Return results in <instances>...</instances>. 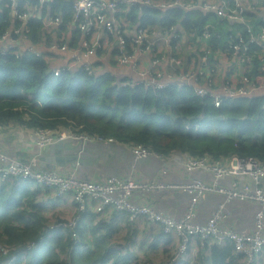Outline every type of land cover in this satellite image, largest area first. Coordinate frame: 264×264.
I'll return each instance as SVG.
<instances>
[{"label":"trees","instance_id":"obj_1","mask_svg":"<svg viewBox=\"0 0 264 264\" xmlns=\"http://www.w3.org/2000/svg\"><path fill=\"white\" fill-rule=\"evenodd\" d=\"M24 1L20 0V10ZM46 13L67 22L74 9L68 0H50L43 16ZM216 15L179 7L143 11L133 7L128 13L130 21L140 27L179 22L195 35H202L207 23L217 24L210 22L218 19ZM43 21L44 17L30 19L34 37L44 27ZM11 24H18L11 3H0V34ZM251 24L257 32L264 20L251 19ZM234 25L237 28L243 24L229 27ZM238 33L247 35L245 29ZM238 33H228L227 42ZM220 42L213 38L215 48L221 45L228 50L227 42L226 48ZM251 48L252 67L246 74L252 79L264 64V50L255 45ZM71 123L82 126L80 133L111 137L127 145L143 144L166 159L173 153L223 160L234 155L264 158V95L234 97L215 108L209 98L196 95L188 86L171 85L161 91L143 84L124 86L110 73H88L84 66L64 67L55 73L43 58L0 56V124L8 130L13 125L33 130L67 129ZM40 187L30 180H0V244L17 249L16 264H141L144 256L134 255L130 243L146 250L170 243L162 228L142 218L131 222L126 212L130 228H139L141 233L130 231L125 241L116 243L113 237L122 238V227L110 234L114 219L96 222L97 217L88 210L82 214L79 241L74 245L69 233L61 228L46 232L47 219L36 201ZM32 241L35 245L27 249ZM210 253L205 264L232 262L231 247L213 246Z\"/></svg>","mask_w":264,"mask_h":264},{"label":"built area","instance_id":"obj_2","mask_svg":"<svg viewBox=\"0 0 264 264\" xmlns=\"http://www.w3.org/2000/svg\"><path fill=\"white\" fill-rule=\"evenodd\" d=\"M9 1L12 5L14 17L18 24H11L0 34V56L12 57L17 60L27 57L43 58L40 52L32 47L26 46L21 49L20 44H28V40L34 37L32 28L28 23L31 18L36 17L38 8L50 0H38L36 4L30 0L24 1V9L20 10V0H0V3ZM74 9L73 23L84 35L85 41L81 44L88 51L85 56L94 52L87 36L104 30L107 39L103 45H107L110 37L116 38L117 53L114 60L119 65L131 64L135 70L141 68L142 60L149 57L151 67L140 70L139 81L135 84H143L154 90H164L171 85L178 87L188 86L193 89L196 95L209 98L215 108L222 106L225 100L246 96L249 94L253 81L244 73L237 85L225 79L222 90L215 88L216 69L208 67L205 63L209 60V51L201 48L198 52L200 61L195 63L197 69L191 67L184 71L179 79L170 72L159 68L162 62H169L172 67H183L182 59L175 53L165 52V47H171L175 39H180V30L176 24L164 26L140 27L132 23L128 13L133 7L140 11L147 8L161 10L172 8H183L184 10L200 9L203 11L216 12L225 20H236L243 24L247 35L244 37L238 33L235 37L229 38L226 52L227 61H240L251 64V46L264 50V26L256 32L251 24L257 13L254 5L248 4L245 0H167L159 2L156 0H68ZM243 1L245 4H243ZM263 10H264V0ZM264 20V16L262 18ZM63 24L62 17L47 15L43 25L45 29H54ZM135 26V29H134ZM96 28V30L94 29ZM210 28H204L203 35L207 36ZM63 42V43H62ZM48 48L67 51L69 43L64 38H58L56 42H48ZM26 52V53H25ZM91 52V53H90ZM194 64V65H195ZM84 68L88 73H93L94 68L86 63ZM143 67V66H142ZM171 67V68H172ZM62 69V68H61ZM58 72V71H57ZM264 72V67H261ZM165 78L168 80L166 81ZM255 85V84H254ZM264 89V82L261 83ZM0 124V145L6 142L10 136L11 129ZM82 126L71 123L67 129H42L36 128L30 133L32 143L23 148L24 157H19L5 151L0 146V180H30L35 185L51 189L56 198L62 199L67 194H73L76 204V215L69 220L50 223L45 227L46 232L58 228L68 232L74 245L79 241L78 228L82 214L90 208L96 210L108 218V213L116 210L119 213H127L131 222L140 218L148 221L151 225L162 228L165 239L170 240L169 246L177 248L176 254L167 262H150L143 259L141 264H202L203 258L210 257V250L213 246L219 248L231 247L232 261L234 264H264V158L254 156L234 155L227 160L212 159L205 155L202 157L188 156L185 159L184 167L187 172L197 170L209 172L213 175V182L194 179L182 184H148L135 179L134 176L108 177L102 183L82 179L77 174V167L81 165L83 149L77 152L75 168L69 173L61 174L58 171L48 170L40 167V161L44 151L52 144L64 139H82L84 145L93 142H113V138H104L100 135H88L80 133ZM13 130V129H12ZM131 151L138 159H146L150 156H159L152 149L143 144H131ZM84 148V147H83ZM168 172L166 165L164 173ZM225 177H232L230 186L222 185L220 182ZM243 179V180H241ZM177 190L188 195L189 200L186 211L181 217L165 214L148 205L135 204L130 201L133 192L137 190L153 189ZM207 194L221 195L223 202L219 203L211 211L208 221L201 223L197 221L200 200ZM234 201L252 203L257 206L254 213L253 227L249 232H240L232 226H226L232 212L228 205ZM43 238H41L42 240ZM35 242L26 246L31 249ZM17 249L9 248L0 244V264H16L18 261ZM184 257L183 260L181 258Z\"/></svg>","mask_w":264,"mask_h":264},{"label":"crops","instance_id":"obj_3","mask_svg":"<svg viewBox=\"0 0 264 264\" xmlns=\"http://www.w3.org/2000/svg\"><path fill=\"white\" fill-rule=\"evenodd\" d=\"M159 2H165L167 0H156ZM200 1V0H197ZM217 1V0H216ZM248 4L254 5L257 8V13L255 14L254 19H262L264 16L263 2L262 0H245ZM69 2V1H68ZM220 3V0H218ZM48 4V3H46ZM45 4V5H46ZM243 4L245 2L243 1ZM45 5H42L38 8L36 12V17H46L50 15L48 13L43 16V9ZM200 10V9H199ZM188 12L193 10H186ZM203 11V10H201ZM214 15L216 12L204 11ZM217 14V13H216ZM219 16L218 14L216 15ZM61 17V16H59ZM221 22H227L228 27L225 30H219L217 24L207 23L206 28H210L207 36L195 35L193 31L188 32L184 26L181 24H176L178 31L180 30L181 38L175 39L171 43V47H165V52H173L179 56L183 61V67H172L169 65V62H162L159 65V68L165 72H170L175 76V79H179V76L186 70L193 67L194 69L198 68V63L200 57L198 52L201 48L209 51V60L205 63L208 67H213L216 69L217 73L215 75L216 85L215 88L222 90V85L225 82V79L237 85L241 76L249 71L252 65L246 62L240 61H227L226 51L221 45L215 48L213 38L219 39L221 44L225 47L227 42L228 33L233 32H243L245 27L244 25L237 27L234 25V28H230V25L235 23L241 24L236 20H225L222 17H218ZM204 27V28H205ZM135 29V26H134ZM83 34L79 31L77 26L73 23V16L68 17L67 22L59 27H55L53 30L45 27L42 28L41 32L35 37L28 40V44H20L21 49L26 46L32 47L36 52H40L43 56V59L49 63V67L55 73H59L61 68L68 67L75 69L79 64L84 65L86 63L90 64L94 68V73L103 74L110 73L117 82L123 83V85L137 83L139 81V72L141 69L150 68V58L145 56L142 60L141 68L137 70L134 67L129 65H119L114 60L115 47H116V38L110 37L107 45H103L104 41L107 39L105 31L102 29L100 32L89 37V42L95 51L92 55L88 57L82 54V51L85 50L81 44L85 41ZM58 38H64L65 41L69 43V49L67 51H61L59 49H49L47 46L48 42H56ZM88 39V37L86 38ZM63 43V42H62ZM219 43V44H220ZM226 48V47H225ZM26 53V52H25ZM195 64V65H194ZM172 67V68H171ZM264 67V64L261 66ZM58 71V72H57ZM236 72L237 74L234 78H231L230 72ZM167 81L168 79L165 78ZM252 83L248 85L250 87L249 94L246 96H256L264 95V89L262 88L261 83L264 82V72L257 73L252 78ZM255 84V85H254ZM33 130H25L19 126L13 125V130L10 133V136H7L6 142L0 145L5 151H8L11 154H14L19 157H24L23 148L26 144L32 143L29 136ZM82 148L84 151L81 157V165L77 167V174L79 177L85 180H90L96 183L104 182L108 177L111 176H134L135 179H139L145 184H182L189 182L194 179L204 180L206 182H213V175L209 172L197 170L193 172H187L184 167V162L186 157L182 156L180 153H173L169 158H163L161 156H150L146 159L136 158L132 151L130 145L120 143L117 140L113 142H93L84 145ZM78 146L76 144H68L64 146L60 151L62 157L68 156L69 154L77 151ZM49 155L48 152L44 153L41 161ZM76 159L72 164H56L59 167L58 169H52L46 167L45 169L58 171L61 174L69 173L75 168ZM168 167V172L164 173L165 167ZM41 167V166H40ZM42 168V167H41ZM234 178L225 177L221 180V184L225 186H230ZM243 180V179H241ZM41 192V193H40ZM189 197L187 194L180 191H173L171 189H153V190H137L132 193L130 201L135 204L148 205L164 212L165 214H171L176 217H181L186 211ZM224 197L221 195L207 194L205 195L199 203L198 206V218L197 221L205 223L209 219L211 211L219 203L223 202ZM36 201L41 205V210L45 214L47 219L46 225L54 222H59L61 220H69L76 215V204L73 198V194H67L62 199H57L52 190L40 187L39 193L36 194ZM257 206L252 203L234 201L228 205V210L232 212L231 218L225 222L226 226H232L234 229L240 232H249L253 227L254 213ZM90 214L93 215L97 220H101L103 215L93 208H90ZM107 217L114 219L115 224L111 223L109 226L114 228L110 234H114L119 227H122V238L114 236L113 239L116 243H120L119 240H126L128 234L131 232H141L138 229L130 228L127 221V215L124 213H119L116 210H112L108 213ZM129 216V215H128ZM84 225V223H82ZM89 227V226H88ZM118 228V229H117ZM127 233V234H126ZM126 236L124 237V235ZM87 235L92 238L91 232H87ZM129 249L134 255L144 256L145 260L150 262L169 261L177 252V248L170 247L168 244L158 246L153 250H146V248H141L139 245L134 243L129 244ZM203 258L202 264H205ZM264 259V258H262ZM232 261V260H230ZM234 264L233 261L230 262Z\"/></svg>","mask_w":264,"mask_h":264},{"label":"water","instance_id":"obj_4","mask_svg":"<svg viewBox=\"0 0 264 264\" xmlns=\"http://www.w3.org/2000/svg\"><path fill=\"white\" fill-rule=\"evenodd\" d=\"M76 144L78 146L77 151H74V153L69 154L68 156L62 157L60 154V150L62 148H64V146L68 145V144ZM84 146V142L82 139H64V140H59L57 142H55L54 144L50 145L45 151L44 153L48 152L49 155L47 157H45L41 163L40 166L42 168H54V169H58L59 167L56 166V164H72L74 163V161L77 159V152L82 149ZM54 163H56L54 165Z\"/></svg>","mask_w":264,"mask_h":264},{"label":"rangeland","instance_id":"obj_5","mask_svg":"<svg viewBox=\"0 0 264 264\" xmlns=\"http://www.w3.org/2000/svg\"><path fill=\"white\" fill-rule=\"evenodd\" d=\"M220 21V22H219ZM210 22H216L217 24H218V28H219V30H225L227 27H228V23L227 22H221V20L218 18H215V19H212V20H210ZM95 30H96V28H94ZM92 35H94L93 34V32H92ZM92 35H90V36H87L88 37V39H89V37H91ZM83 46V45H82ZM84 47V46H83ZM85 50H83L82 51V54H84V55H86L85 54V52H87L88 50L86 49V48H84ZM95 51V50H94ZM91 53V52H90ZM94 52H92L91 53V55L93 54ZM237 73L236 72H233V71H231L230 72V76H231V78H234V76L236 75ZM235 79V78H234ZM127 177H129V176H127ZM208 221V220H207ZM35 241H32L31 243H28V245H31V244H33ZM27 245V246H28ZM184 259V257H182L181 258V260H183ZM177 264V263H176Z\"/></svg>","mask_w":264,"mask_h":264}]
</instances>
